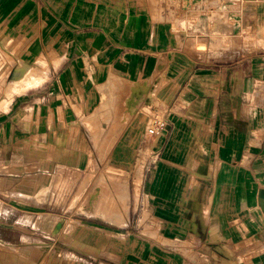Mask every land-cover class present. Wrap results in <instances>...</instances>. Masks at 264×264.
Here are the masks:
<instances>
[{"label":"crops","instance_id":"1","mask_svg":"<svg viewBox=\"0 0 264 264\" xmlns=\"http://www.w3.org/2000/svg\"><path fill=\"white\" fill-rule=\"evenodd\" d=\"M0 102V264H264V0H0Z\"/></svg>","mask_w":264,"mask_h":264},{"label":"rangeland","instance_id":"2","mask_svg":"<svg viewBox=\"0 0 264 264\" xmlns=\"http://www.w3.org/2000/svg\"><path fill=\"white\" fill-rule=\"evenodd\" d=\"M120 174L118 167L109 161H90L84 172L83 181L73 198L77 205L71 209V212L98 216L107 222H113L115 218L122 217L124 213L122 205L124 206L128 194L127 180ZM43 195L44 201L47 194ZM48 218L49 216L44 217L43 220ZM70 222L68 220V225L62 230L63 235L72 230Z\"/></svg>","mask_w":264,"mask_h":264},{"label":"built area","instance_id":"3","mask_svg":"<svg viewBox=\"0 0 264 264\" xmlns=\"http://www.w3.org/2000/svg\"><path fill=\"white\" fill-rule=\"evenodd\" d=\"M195 49L199 52H207L208 46L203 43L195 45ZM167 123V118L164 113L153 111L148 119L146 132L149 136H160Z\"/></svg>","mask_w":264,"mask_h":264},{"label":"water","instance_id":"4","mask_svg":"<svg viewBox=\"0 0 264 264\" xmlns=\"http://www.w3.org/2000/svg\"><path fill=\"white\" fill-rule=\"evenodd\" d=\"M259 197H260V205L262 206V208L264 209V206H263V202L262 201H264V191L263 190H261L260 192H259Z\"/></svg>","mask_w":264,"mask_h":264},{"label":"bare ground","instance_id":"5","mask_svg":"<svg viewBox=\"0 0 264 264\" xmlns=\"http://www.w3.org/2000/svg\"><path fill=\"white\" fill-rule=\"evenodd\" d=\"M1 103V102H0Z\"/></svg>","mask_w":264,"mask_h":264}]
</instances>
